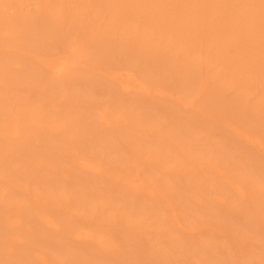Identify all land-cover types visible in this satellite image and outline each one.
Here are the masks:
<instances>
[{
    "label": "rangeland",
    "instance_id": "obj_1",
    "mask_svg": "<svg viewBox=\"0 0 264 264\" xmlns=\"http://www.w3.org/2000/svg\"><path fill=\"white\" fill-rule=\"evenodd\" d=\"M0 264H264V0H0Z\"/></svg>",
    "mask_w": 264,
    "mask_h": 264
},
{
    "label": "bare ground",
    "instance_id": "obj_2",
    "mask_svg": "<svg viewBox=\"0 0 264 264\" xmlns=\"http://www.w3.org/2000/svg\"><path fill=\"white\" fill-rule=\"evenodd\" d=\"M73 48L71 47V50H72ZM65 66H66V64H65V61H63V60H60V61H58V62H56L52 67H53V69L55 70V71H62L63 70V68H65ZM65 70V69H64ZM65 73V72H64ZM131 80V81H130ZM125 79V84L127 85H135V82L132 80V79ZM81 236V235H80Z\"/></svg>",
    "mask_w": 264,
    "mask_h": 264
}]
</instances>
